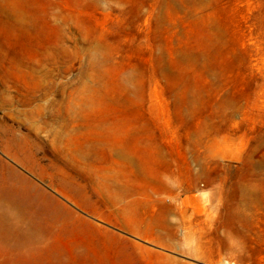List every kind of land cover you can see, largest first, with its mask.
<instances>
[{"label": "rangeland", "instance_id": "rangeland-1", "mask_svg": "<svg viewBox=\"0 0 264 264\" xmlns=\"http://www.w3.org/2000/svg\"><path fill=\"white\" fill-rule=\"evenodd\" d=\"M0 264H264V0H0Z\"/></svg>", "mask_w": 264, "mask_h": 264}]
</instances>
